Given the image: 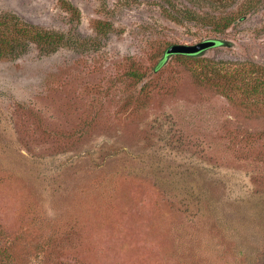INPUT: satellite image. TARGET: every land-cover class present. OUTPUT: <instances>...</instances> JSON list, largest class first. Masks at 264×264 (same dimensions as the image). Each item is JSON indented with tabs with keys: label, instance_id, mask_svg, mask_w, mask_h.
<instances>
[{
	"label": "rangeland",
	"instance_id": "obj_1",
	"mask_svg": "<svg viewBox=\"0 0 264 264\" xmlns=\"http://www.w3.org/2000/svg\"><path fill=\"white\" fill-rule=\"evenodd\" d=\"M2 18L63 38L0 58L3 264H264V0H0ZM205 40L225 45L165 57Z\"/></svg>",
	"mask_w": 264,
	"mask_h": 264
},
{
	"label": "trees",
	"instance_id": "obj_2",
	"mask_svg": "<svg viewBox=\"0 0 264 264\" xmlns=\"http://www.w3.org/2000/svg\"><path fill=\"white\" fill-rule=\"evenodd\" d=\"M187 11V10H186ZM193 10L187 11L186 13L189 14L187 17H191V19L195 16H197V12H191ZM242 17V16H241ZM206 23L211 24L216 31H223L224 29H227L230 25V21L228 18H225L224 20L220 18H216L215 16H208L205 19ZM102 26H108V24H101ZM100 26V24H99ZM100 31V30H99ZM32 31L18 25L17 22H8L6 19H0V58H5L11 53L15 52V50L18 47H21L24 43V41L27 39L29 41H33L36 43L39 48L45 52L48 53L49 51H55L62 43V36H58L57 34L52 33H42V32H35V34L31 33ZM220 44L223 46L225 43L220 41ZM200 54L197 55H184L179 54L178 56L194 59L198 57ZM171 55H166L165 57H168ZM164 62H159L158 66L155 67L157 69L159 65H162ZM129 75L131 79L136 84H142V89L147 88V84H145L146 75L145 73H141L139 70H131L129 72ZM144 83V85H143ZM12 250V247H7L3 250V248L0 247V255L4 254V258L7 256V254ZM14 252V251H13ZM16 255V253H15ZM17 256V255H16ZM4 260L0 258V264H3Z\"/></svg>",
	"mask_w": 264,
	"mask_h": 264
},
{
	"label": "water",
	"instance_id": "obj_3",
	"mask_svg": "<svg viewBox=\"0 0 264 264\" xmlns=\"http://www.w3.org/2000/svg\"><path fill=\"white\" fill-rule=\"evenodd\" d=\"M217 45H222L220 44L219 40H205L194 45H172L166 50L165 53L166 55H197Z\"/></svg>",
	"mask_w": 264,
	"mask_h": 264
}]
</instances>
